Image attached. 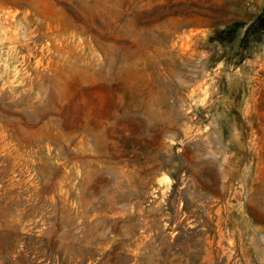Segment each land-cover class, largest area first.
Listing matches in <instances>:
<instances>
[{
  "label": "rangeland",
  "instance_id": "obj_1",
  "mask_svg": "<svg viewBox=\"0 0 264 264\" xmlns=\"http://www.w3.org/2000/svg\"><path fill=\"white\" fill-rule=\"evenodd\" d=\"M0 264H264V0H0Z\"/></svg>",
  "mask_w": 264,
  "mask_h": 264
}]
</instances>
